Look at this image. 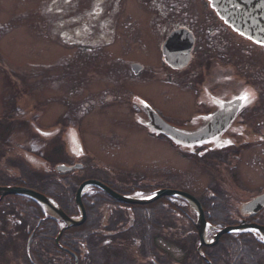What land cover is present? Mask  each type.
I'll return each mask as SVG.
<instances>
[{"label": "flooded vegetation", "instance_id": "obj_1", "mask_svg": "<svg viewBox=\"0 0 264 264\" xmlns=\"http://www.w3.org/2000/svg\"><path fill=\"white\" fill-rule=\"evenodd\" d=\"M170 11L174 9L171 8ZM180 12L177 9L175 14ZM183 20V24L164 26L160 49V63L164 70L160 75L162 78L157 76L159 73L150 72L147 75L148 82L145 83L150 93L143 95L137 91V94L130 96L134 98V104L129 101L128 112L137 119L136 125H131L143 129V125L150 123L152 116L149 113L153 110L166 124L181 131V142L177 147L181 156L196 161L201 176L204 177L206 173L209 175V185L204 186L205 191L198 195L197 200L202 206L205 220L211 225L218 224L219 228L237 226L247 230L252 226L262 231H245L239 235H227L224 239L231 246L229 254L260 252V260L264 263V45L239 35L220 22L198 26L191 23H196L193 18L185 17ZM183 28L194 35V47L190 61L174 69L164 58L163 48L171 33ZM99 38L103 40L102 33ZM87 42L88 38H85L84 44ZM167 58L173 66L180 59L169 53ZM135 65L138 64H132L130 72H127L133 78L138 79L147 74V66L144 69ZM102 77L106 79L104 73ZM154 79L163 81L160 83L163 87L153 85ZM245 92L249 94L248 99H240ZM108 98V102L114 100L112 96ZM115 102L116 100L113 103ZM86 107L90 108L82 113L85 118L83 121L90 119L92 122L94 118L97 122L98 116L94 112L104 114L109 108L113 110L116 106L108 107L101 104L99 99L96 103L90 99ZM108 118H102L100 122L109 120ZM21 124L27 128V125L32 127L33 122L23 120ZM38 133L42 137H23L21 141H15L11 134L9 140L4 142L0 154V187L15 185L34 190L52 199L69 218L81 220V223L60 235V222L56 219L48 220L35 202L20 196H0V252H13L9 246L21 243L22 252H26V261L28 252H52L55 258L61 257V254L71 255L69 258L75 264H85V258L80 252L87 250V243H100L96 252H158V249H140V243L148 242L160 231V228L153 231V225L157 227L153 221L156 217H166L170 219V223L172 221L171 226L161 227L163 233L173 232L174 238L175 234L179 235L178 240H170L182 246L174 249L175 252H181L183 256L187 252H198L197 248L191 247L199 241L197 215L188 213L182 206H171L168 199L151 204H124L111 198L106 191L102 193L100 189L91 187L83 194V203H78L85 213V219L82 220L76 196L72 195L87 182H97L124 197L145 198L175 189H162L165 185H161L162 178L155 179L158 181L155 186L147 184L146 178L136 179L117 170H104L100 164H88L87 157H90L85 155L86 151L83 153V150L78 149L80 144L77 136L71 138L70 152H67L66 147L63 153H58L61 150L56 147V142L50 141L49 144L47 140L51 138H43L48 135ZM59 135L61 134L58 132L52 139L59 140L60 145L65 147ZM149 136L175 146L165 136ZM15 146H22L18 150L19 155L14 153ZM30 158L37 163L29 161ZM161 172L165 175V182L174 181L168 177L167 170ZM10 175L14 179L4 182V176ZM55 176L62 183V189L54 186ZM148 182L154 181L150 179ZM52 191L60 194L53 195ZM171 208L176 213L171 214L174 219L169 218L168 211ZM42 217L46 220H41ZM40 225L49 226L48 230L52 229L43 240L37 235ZM215 233L216 230H213L211 235L214 236ZM240 241L247 242L246 246L249 244L250 247L236 248L237 245L241 246ZM46 245L49 248H45ZM127 245L131 248H122ZM203 252L212 264H218L212 252L222 250L215 247L204 248ZM254 256L252 254L251 260L242 264H255ZM55 258L52 264L56 263ZM221 258L222 264H238L236 261H229L231 258L227 260L224 255ZM194 259L195 264H208L204 258L200 259L199 254ZM4 260L7 262L6 256Z\"/></svg>", "mask_w": 264, "mask_h": 264}, {"label": "rangeland", "instance_id": "obj_2", "mask_svg": "<svg viewBox=\"0 0 264 264\" xmlns=\"http://www.w3.org/2000/svg\"><path fill=\"white\" fill-rule=\"evenodd\" d=\"M175 2L177 1L0 0V154L8 133L14 136L15 141L36 135V138L42 137L38 132L48 135L43 138H51L47 140L49 144L50 141L56 142V147L61 150L58 153H63L66 147L67 152H70L71 138L77 136L82 142L78 149L83 150V153L86 151L85 155L88 154L91 159L87 157L88 164H100L104 170H117L136 179L146 178L147 184L155 186L158 183L155 179L162 178L161 185L165 184L162 189H181L194 201L198 200V195L205 191L204 186L209 185V175L206 173L204 177L201 176L197 162L192 158H183L177 147L154 140V136H149L151 134L145 128L137 129L131 125H136L137 121L128 112L129 101L133 103L134 100L131 95L137 94V91L143 95L150 93L145 84L148 82L147 75L154 72L159 73L157 76L162 78L160 75L164 70L160 63V49L166 24H183L184 17L193 18L198 26L212 22L219 24L207 1L177 2L181 11L177 15ZM170 6H174V11H170ZM91 23L92 30H85V26ZM101 33L104 37L102 41L99 38ZM85 38H88V42L86 48H83L81 43L83 44V40L85 42ZM132 64H138L144 69L147 66V74L138 79L133 78L127 73ZM102 73L106 79L102 77ZM161 82L163 81L154 79L152 83L163 87ZM110 96L116 100L115 103L114 100L108 102ZM90 99L95 103L99 99L101 104L116 107L113 110L109 108L104 114L94 112L98 116L97 122L94 118L92 122L90 119L83 121L85 118L82 113L91 107H86ZM102 118L109 120L103 123L100 122ZM23 120L32 121V127L22 125ZM58 132L65 147L60 145L59 140L52 139ZM14 148L15 155H19L18 150L22 146ZM29 161L37 163L32 158ZM162 170H167L168 177L174 179L172 183L165 182ZM4 179V182H8V179L14 178L10 175L4 176ZM150 179L154 182H148ZM55 180L54 186L62 189V183L56 176ZM78 192L79 189L73 197ZM52 194L59 195L60 192L52 191ZM164 199L165 197L160 198L159 201ZM75 201L77 203L78 199ZM180 201L188 205L190 213H197L192 207L193 201L189 203L181 199L177 202ZM59 211L65 214L62 209ZM47 212L48 215L51 212L60 216L48 208ZM168 212L169 218L174 219L171 215H176L173 208ZM52 217L49 215L47 219L54 220ZM43 219L45 218L41 220ZM153 221L157 225H153V231L160 228L157 238L140 243V249H158V252H96L100 243H87V250L80 252L85 258V264H195L196 254H199L200 259L204 258L201 252H187L184 256L181 252H175L174 249L182 246L171 241L178 240L179 235L175 234L174 238L173 232L163 233L161 227L171 226L172 221L170 223V219L166 217H156ZM47 229L48 227H43L36 232L40 235V240L51 231ZM221 237L223 240L217 243V249L222 252H212L218 264H222L221 255L238 264L251 260L252 256L246 253L229 254L231 246L226 243L225 235ZM3 247L6 249V246ZM9 248L13 252L4 253L9 264H52L55 258L52 252H29L31 259L28 257L27 262L21 243ZM45 248L49 246L46 245ZM166 249L170 252H159ZM249 253L255 254V264H264L260 260V252ZM115 254L118 259H114ZM70 256L61 254V257L55 258L54 264H75Z\"/></svg>", "mask_w": 264, "mask_h": 264}, {"label": "water", "instance_id": "obj_3", "mask_svg": "<svg viewBox=\"0 0 264 264\" xmlns=\"http://www.w3.org/2000/svg\"><path fill=\"white\" fill-rule=\"evenodd\" d=\"M211 2V6L217 14L233 29L244 34L245 36L254 39L258 42L264 43V0H209ZM193 47V41L190 40L188 36L184 35L182 32L176 33L168 42L164 49V53L167 57V54L174 53L175 55H183V51L186 50L185 60L183 64H187L190 59V52ZM156 120L153 127V130L159 134H166L169 137L173 138L176 142H181L180 138L182 137L181 133H177L175 129L170 128L164 122H162L156 115ZM203 139V138H201ZM92 184L98 185L100 188L108 192L113 198L119 200L123 203H134L132 201L126 200L125 198L115 194L110 189H107L96 182H91ZM81 192L79 191L77 195L78 202L81 199ZM7 195H24L27 196L41 205L53 210L55 213L57 212L63 217V214L45 197L26 189H18V188H0V196L4 197ZM162 196H176L179 198H183L189 202H195L190 196L185 193H177V192H162L159 193L158 197ZM198 211L200 213V221L197 225L198 231L201 238V246H204V229L206 226V221L203 217V213L201 208L198 206ZM65 219V218H64ZM66 220V219H65ZM67 221V220H66ZM73 224V222L68 221ZM74 225H78L74 223ZM235 229H226L221 232L215 239V243L217 244L223 234L230 233Z\"/></svg>", "mask_w": 264, "mask_h": 264}, {"label": "trees", "instance_id": "obj_4", "mask_svg": "<svg viewBox=\"0 0 264 264\" xmlns=\"http://www.w3.org/2000/svg\"><path fill=\"white\" fill-rule=\"evenodd\" d=\"M5 133V132H4ZM10 135H11V133H8L7 134V136H6V138L4 139V142H6L7 140H9V137H10ZM35 188V187H34ZM36 189H38V188H36ZM73 196V195H72ZM43 216V215H42ZM43 218V217H42ZM43 227H46V225H40V229L41 228H43ZM47 227H49V226H47ZM167 229H169V228H167ZM47 231H48V229H47ZM58 231V230H57ZM50 234V233H49ZM49 234H47L46 236H49ZM241 242V241H240ZM191 247H193V248H196V244L193 246V245H191ZM248 246H236V248H247ZM215 248H219L218 246L217 247H215ZM221 248V247H220ZM74 251H76L75 249H73ZM92 250V249H91ZM5 254L3 253V252H0V264H7V262L4 260L5 259ZM115 257H117L118 258V256H117V254H115L114 255V258ZM126 263H128V261L127 260H124ZM28 262V261H27ZM214 264H216L215 262H214Z\"/></svg>", "mask_w": 264, "mask_h": 264}, {"label": "snow or ice", "instance_id": "obj_5", "mask_svg": "<svg viewBox=\"0 0 264 264\" xmlns=\"http://www.w3.org/2000/svg\"><path fill=\"white\" fill-rule=\"evenodd\" d=\"M248 96H249V94L247 92H245L244 94L241 95L240 99L247 100Z\"/></svg>", "mask_w": 264, "mask_h": 264}]
</instances>
